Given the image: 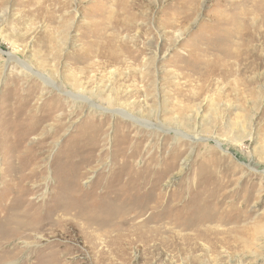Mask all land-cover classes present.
I'll list each match as a JSON object with an SVG mask.
<instances>
[{"label": "rangeland", "instance_id": "rangeland-1", "mask_svg": "<svg viewBox=\"0 0 264 264\" xmlns=\"http://www.w3.org/2000/svg\"><path fill=\"white\" fill-rule=\"evenodd\" d=\"M0 264H264V0H0Z\"/></svg>", "mask_w": 264, "mask_h": 264}, {"label": "bare ground", "instance_id": "bare-ground-1", "mask_svg": "<svg viewBox=\"0 0 264 264\" xmlns=\"http://www.w3.org/2000/svg\"><path fill=\"white\" fill-rule=\"evenodd\" d=\"M66 1H67V0H66ZM82 59H83V58H82ZM21 65H23V64H21ZM48 84H49V83H48ZM73 99H74V98H73ZM92 107L95 108L94 106H91V108H92ZM220 144H221V143H220ZM152 219H153V218H152ZM208 233H209V232H208ZM199 234H200V233H199ZM199 236H200V235H199ZM209 242H210V241H209Z\"/></svg>", "mask_w": 264, "mask_h": 264}]
</instances>
